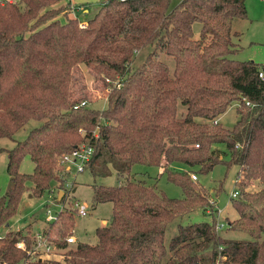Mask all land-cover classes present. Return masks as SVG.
Instances as JSON below:
<instances>
[{"label": "trees", "instance_id": "trees-1", "mask_svg": "<svg viewBox=\"0 0 264 264\" xmlns=\"http://www.w3.org/2000/svg\"><path fill=\"white\" fill-rule=\"evenodd\" d=\"M99 1L82 28L66 0H0V138L12 137L30 119L40 122L11 149L0 148L9 176L0 227L10 225L24 194L51 193L53 182L64 190L71 172L58 158L81 143L93 147L86 167L112 163L127 173L118 186L93 188L94 203L112 205L110 221L95 230V244L78 242L61 260H41L28 253L34 232L8 231L0 236V262L264 264V79L258 75L264 66L228 57L241 50L234 23L247 18L246 0ZM194 23L200 24L197 36ZM149 45L153 50L132 66L136 52ZM160 54L172 57V71ZM86 69L90 79L79 87L75 76ZM88 88L102 95L105 107L73 109L75 102L89 103ZM233 104L237 120L225 127L221 116ZM25 157L31 173L20 171ZM134 164L157 167L183 196L168 197L136 178ZM216 164L226 172L237 168V195L230 200L238 217L227 220V230L248 239L221 235L217 200L191 178ZM66 193L56 201L65 204ZM196 209L210 221L178 224L167 236L174 220ZM72 210L47 221L57 226L53 235L41 230L61 248ZM20 240L25 249L16 247Z\"/></svg>", "mask_w": 264, "mask_h": 264}, {"label": "rangeland", "instance_id": "rangeland-1", "mask_svg": "<svg viewBox=\"0 0 264 264\" xmlns=\"http://www.w3.org/2000/svg\"><path fill=\"white\" fill-rule=\"evenodd\" d=\"M75 2V0H73ZM79 3L74 4L75 7H81L80 10L76 11L75 15L82 21L93 17L95 12L100 6L99 0H77ZM180 0H171V6H175ZM249 6L250 13L255 18V21L251 23L252 25H257L258 27H264V0H246ZM71 13V11H70ZM70 15V14H69ZM200 29L199 23L193 24V31L195 35H198ZM241 50L237 53L231 54L228 57L236 60H254L264 66V44L250 45L248 38L245 37L241 42ZM153 50L152 46H147L136 52L132 66H137L142 62L146 56ZM161 60L166 62L170 68L173 70L174 61L172 57L166 54H160ZM264 71V68H263ZM90 69H86L83 73L75 76L79 82V87H82L85 83L89 81ZM89 89V88H88ZM85 89H83L84 91ZM89 105L93 108L102 109L105 107L104 98L99 99L102 95L98 94L97 91H93L91 88L87 91ZM178 118H182L185 113V106L178 104ZM237 120V114L235 111V105H231L226 112L221 116V123L225 127H231ZM40 125V122L34 119H30L23 127L16 131L12 137L0 138V148L11 149L17 142L22 141L26 138L28 132ZM7 166V153L6 151L0 152V197L5 193L8 184L9 176L6 170ZM97 170L94 172L93 170ZM96 168L91 169L86 167L83 172L76 175L70 173L69 176H65L64 184L71 183L70 187H67V193L65 196V209H74L73 200H78L81 203L84 202L89 206L88 215L80 216L74 210L73 213V224L71 229H73V235L78 239V242L95 244L97 242V237L95 235V230L97 227L101 226V221L106 220L109 222L111 219L112 205L110 202L94 203L93 202V188L94 186H118L125 182L127 178V173H118L115 167L111 164L104 166L103 164L98 165ZM33 170V163L28 157H25L20 164V171L23 173H31ZM130 174H134L136 178L145 180L146 184L154 186L155 189L167 195L171 198H181L183 196L182 189L179 185L174 182H170L165 174H159L157 167H149L141 164H134L130 169ZM236 175L237 168L235 166L228 169L223 164H216L213 169L206 174H197V183L201 185L206 191L210 192L212 197L217 200V205L219 207V213L217 221L224 223V226L218 231L223 237L234 238L237 240L248 239L249 236L243 232H230L227 230V220L232 221L238 217V213L231 204V193L236 190ZM132 176V175H131ZM224 179L223 189L219 195H215L216 189L219 188L220 180ZM195 180V181H196ZM52 192H48L41 197H28L24 194L22 197L17 213L10 220L9 226L0 227V236H4L8 231H18L22 230L25 232L27 230L32 232H38L45 228L50 229L53 235L56 233L57 226L53 228L47 225L46 221V206L49 207V213L55 215L60 212L61 205L56 200L63 196V189L58 188L55 182L52 183ZM210 221L209 215L204 213L202 210L196 209L189 214L177 218L173 221L170 229L167 232V236L171 235L176 231V226L178 224H189L193 222H203ZM18 227V228H17ZM70 232V229L69 231ZM48 243L55 249H51L49 252L42 251L39 259H54L61 260L63 254L69 247L74 246L77 242L68 244L66 248H61L51 241L47 235ZM44 249V245L41 247ZM0 264H3L0 262ZM23 264V262L18 263ZM221 264V263H219Z\"/></svg>", "mask_w": 264, "mask_h": 264}, {"label": "built area", "instance_id": "built-area-1", "mask_svg": "<svg viewBox=\"0 0 264 264\" xmlns=\"http://www.w3.org/2000/svg\"><path fill=\"white\" fill-rule=\"evenodd\" d=\"M67 2L70 3L71 5V13H73L74 18H77V16L75 15L76 11L80 10L81 7H75L74 5V1L73 0H66ZM78 24L80 27L85 28L86 27V21L82 20L80 21L78 19ZM259 77L264 79V71L263 69L259 71L258 73ZM88 103L86 100L80 101V102H75L72 105L73 109H78L80 107H84L86 106ZM93 136H97V132L94 130L93 131ZM197 146V145H196ZM92 152H93V147L87 143H81L78 147L74 148L70 153H64L62 155H60V157L58 158V164L60 166H62V168L65 171H69L72 174L76 175L80 172H83L86 168L87 163L90 161L91 156H92ZM191 178L193 180L197 179V176L195 174L191 175ZM72 182H69L68 184H65V188L70 187ZM63 190V192H64ZM67 192V190H66ZM237 195V190H233L231 193L232 197H235ZM61 208L60 211H64L65 210V204L64 203H60ZM73 206H75L76 209V213L80 216H86L88 215V209L89 206L84 203V202H80L78 200H73ZM46 212L48 213L46 216V221H53L56 218V214L55 215H51L49 213V207L48 205L46 206ZM224 226V224L222 223H218L217 225V229H221ZM73 229H70V232L67 234L65 240L68 244L74 243L76 242V237L73 235ZM34 237H35V244L33 247L32 251H29L28 253H31V255L33 256V258H37L40 257L42 254V251L44 250L45 252H49L51 249H55V246H51L50 243H48V239L46 238V236H44V234L42 233V231H38L34 233ZM44 245V249H41V247ZM16 247L20 248V249H25V245L23 243L22 240L16 242ZM23 264H28L27 261L23 262Z\"/></svg>", "mask_w": 264, "mask_h": 264}, {"label": "crops", "instance_id": "crops-1", "mask_svg": "<svg viewBox=\"0 0 264 264\" xmlns=\"http://www.w3.org/2000/svg\"><path fill=\"white\" fill-rule=\"evenodd\" d=\"M75 2L78 1L75 0ZM246 9H247V18L244 20H237L234 23V28L239 33V36H237L236 39H238L240 45H242L241 42L245 37L248 38L250 45L264 44V27H258L257 25L251 26V23L255 21V18H253V16L251 15L247 2H246ZM70 16L74 17L73 13H70ZM106 223H107L106 220H102L101 226H103V224Z\"/></svg>", "mask_w": 264, "mask_h": 264}, {"label": "water", "instance_id": "water-1", "mask_svg": "<svg viewBox=\"0 0 264 264\" xmlns=\"http://www.w3.org/2000/svg\"><path fill=\"white\" fill-rule=\"evenodd\" d=\"M8 224H6V226H7Z\"/></svg>", "mask_w": 264, "mask_h": 264}]
</instances>
